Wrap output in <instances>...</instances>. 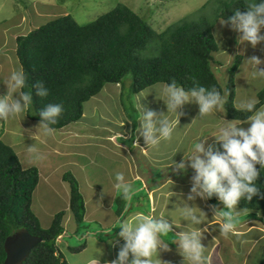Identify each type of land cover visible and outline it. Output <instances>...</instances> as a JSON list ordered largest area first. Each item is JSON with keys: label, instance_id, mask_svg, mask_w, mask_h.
Wrapping results in <instances>:
<instances>
[{"label": "crops", "instance_id": "crops-1", "mask_svg": "<svg viewBox=\"0 0 264 264\" xmlns=\"http://www.w3.org/2000/svg\"><path fill=\"white\" fill-rule=\"evenodd\" d=\"M157 85L160 86L159 89L155 88ZM151 87L153 88L149 89ZM119 94L118 84L103 85L96 95L82 104L79 120L58 130L48 129L42 123L28 119L25 113L20 112L16 116L14 112V116H10L8 112L5 116V126L0 134L1 142L12 149L22 170L35 168L37 171V182L30 197L31 213L44 229L49 226L54 214L61 211L64 213L61 219L63 232L55 240L58 252L60 253L62 244L63 249H68L64 241L65 221L72 222L71 233L75 234L76 230L68 210L69 184L63 179V176L69 174L76 182L83 202V223L92 221L96 226L95 230L85 228L87 230L84 234L89 236V240L96 241L93 247H88L85 239L84 247L78 251L86 252L82 264H92V261L112 264L117 261L119 252L125 245V239L120 235L122 227L127 224L135 229L145 218L166 223L170 227L166 234L157 233V247L151 257L140 258L149 259L151 264H252L250 253L254 250H257V264L264 260V256L261 257L264 254V218L258 212L240 210L233 206L226 221L220 215V210L225 206L220 198L212 197L215 201L212 203L208 199L210 196L199 194V188L196 193L191 191L193 176L189 175L190 166V171H186V178L181 179L169 172L176 168V163L187 155L186 152L174 160L169 158L170 151L162 147L154 162L147 163L143 160L135 166L131 163L133 154L137 158L144 157L150 145H153L143 135L144 116L148 112L155 113L151 121L154 125L152 138L157 141L159 138L163 139L158 129L164 126L171 128L170 135L176 142L179 133L183 136L188 129L183 118L185 110L180 114L179 106L174 109L168 107V87L156 84L136 94L133 110H138L140 114L134 120L127 113L123 115L125 110L119 106ZM17 96L21 106L24 100L20 93ZM16 99L13 95L12 100ZM145 100L148 102H144ZM187 101L194 105L196 98L190 97ZM8 102L12 103L11 99ZM260 111H264V105L253 115ZM222 115L218 118L214 132L206 133L207 136L198 140L202 145L209 143L205 153L209 150L208 147L212 149L220 144L217 137L221 130H227L228 125L235 123L237 129L245 131L251 126L249 119L233 121ZM135 120L137 122L133 125ZM175 131L177 132L174 133ZM130 147L135 151L132 155ZM192 154L194 148L191 149L190 156ZM124 158H128V162ZM163 170L168 175H162ZM118 174L123 175L122 180L116 179ZM137 183L139 187H133ZM127 185L131 186L127 189L129 200L132 197L136 200L128 202L120 215V212L117 213L112 208L117 195L125 193L122 187ZM139 194H144L146 211L138 210ZM170 197L176 199L175 206H183V210H186V204L191 203V208L184 215H176L173 213L175 211L168 212L166 209L169 207ZM248 214L253 218L234 224ZM226 223H231L233 227L225 231ZM73 228L75 230L72 232ZM109 230L113 236L104 239L110 233ZM182 234L198 243L199 259H194L192 252H186L182 248ZM98 235L103 239L97 238ZM105 241H111L110 247L104 246ZM103 247L107 253L100 259L98 256ZM132 259L133 255L129 253L123 264H131Z\"/></svg>", "mask_w": 264, "mask_h": 264}, {"label": "trees", "instance_id": "trees-1", "mask_svg": "<svg viewBox=\"0 0 264 264\" xmlns=\"http://www.w3.org/2000/svg\"><path fill=\"white\" fill-rule=\"evenodd\" d=\"M214 2L216 7L210 19L200 12L196 21L180 20L159 33L128 7L116 4L82 26L65 14L24 36H17L14 55L24 76V86L19 87V92L21 97L23 94L30 97V101H24L25 115L48 129L58 130L79 120L82 104L105 84H118L119 97L123 98L124 91L128 99L150 86L162 84L169 88L175 83L186 94L199 92L200 88L205 89V95L214 91L222 101L226 119H248L264 105V87L256 92L251 112L247 107H234L233 74L240 58L233 56L232 64L226 69V82L221 87L215 77L218 70L212 67L215 62L212 55L218 51L212 29L218 19L231 26L230 20L237 12L244 14L251 6L264 4V0ZM204 8L205 4L200 10ZM127 77L129 82L125 84ZM57 105L61 111L56 116L45 118L41 115L49 106ZM212 151L213 154L222 152L221 144L214 146ZM254 168L258 173L253 181L256 193L251 199L245 193L234 206L258 212L264 218V167L256 163ZM63 179L69 184L68 210L77 235L85 229L83 202L74 179L69 174ZM36 182V169L22 170L12 149L0 140V264L5 258L4 240L19 231L40 240L20 264H67L55 245L63 232L64 213L54 214L49 226L41 229L30 211V197ZM212 197L219 198L217 193H212L208 197L212 203ZM116 211L120 212L118 208ZM82 248L80 245L70 251L76 253ZM258 264H264V260Z\"/></svg>", "mask_w": 264, "mask_h": 264}, {"label": "rangeland", "instance_id": "rangeland-1", "mask_svg": "<svg viewBox=\"0 0 264 264\" xmlns=\"http://www.w3.org/2000/svg\"><path fill=\"white\" fill-rule=\"evenodd\" d=\"M209 3L206 5V2ZM217 1L218 0H214ZM212 0H0V99H4L7 103V100L11 99L12 103H7L9 106V115L14 116L13 110H11V106L15 101L19 102L18 87H15V82L11 79L12 74L14 72H20L19 65L16 61L14 50L15 44L14 40L17 36H24L32 29L46 23L47 21L69 14L76 24L82 26L85 25L92 20H94L99 15L108 12L112 9L116 4H123L128 7L132 12L137 14L142 20L146 21L150 24L151 28L159 33L164 30L167 26L174 24L178 21L183 20H192L196 21L198 16L203 13L208 19L211 18V11L216 7V3ZM225 1V0H220ZM212 3L215 4L212 7ZM205 4V8H200ZM200 10V11H199ZM201 12V13H200ZM212 35L218 46V51L212 55L214 64H212L213 68H216L218 72L215 73L216 80L218 84L223 87L226 82V69L232 64L234 60V55H238L240 58L239 65L236 69V72L233 74V85L235 87V96L233 105L236 109H242L247 107L249 103H253L255 101V94L259 89H262L264 86V40H260L255 46H253L248 41L242 40L243 33L236 29L235 25H231L227 27L223 21L220 19L216 20L212 29ZM259 35L264 37V30L260 28ZM150 55V54H148ZM253 58H256L260 61V63H255ZM125 84H128L129 77L124 80ZM159 85L155 88L159 89ZM153 87L149 88L152 89ZM148 89V88H146ZM157 90V89H156ZM151 90H149L150 92ZM155 91V90H152ZM18 92V93H17ZM13 95L17 97L16 100H12ZM188 95V99L193 97L190 94ZM122 99L119 97L120 104L119 106L123 107L125 111H123V115L125 113L131 116L134 120L136 117L139 118V111L133 110L135 108V95H131L127 98V95L123 91ZM196 98V97H194ZM148 102V101H144ZM151 105H154L151 103ZM192 107V108H191ZM26 104L22 101L21 105V113H25ZM180 114H182V110H185V115L183 118L186 121V126L188 129L185 134L182 136L179 133V137L177 136V142L173 140L170 135L168 138H163L158 140V143L154 145H150L147 150V155L144 157L139 156L138 158L133 154L131 163L133 166L136 163L140 164L141 161L145 160L147 163L154 162L158 157V153L160 148H164L167 151H170L169 158L177 160L176 158L181 155V153L186 152L187 155H184L178 163H176V168H172L169 172L174 174L177 177L186 178L188 177L186 171H190V176H195L194 170L190 167L188 169L189 162L187 157L191 154V149L194 148V145L198 143L199 138L207 136L206 133L214 132L218 118L221 113H223L221 103L218 104L214 109H212L209 113L201 115L200 113V105L196 101L193 104H189L188 101L179 105ZM113 111V110H111ZM7 112V113H8ZM20 112H15L16 116H19ZM193 113V115H192ZM138 115V116H137ZM192 115V117H191ZM6 116V115H5ZM5 116L0 117V134L2 129L5 126ZM21 116V114H20ZM223 116V115H222ZM224 117V116H223ZM29 119V118H28ZM136 120L133 125L136 124ZM42 125V124H38ZM224 125V124H223ZM248 126V125H246ZM175 131L174 133H176ZM1 136V135H0ZM195 137V139H194ZM208 142L203 144L204 151H206V145ZM190 146H193L190 148ZM209 149V147H208ZM129 150V149H128ZM130 154L132 155L134 148L130 147ZM203 158V157H202ZM184 161L185 167L183 170L178 169L177 165ZM125 162H128V158H124ZM174 167V166H173ZM154 172V169L151 170ZM162 175H168L166 170L162 171ZM189 176V177H190ZM131 186H123L122 190L125 188H130ZM133 187H139L138 183L134 184ZM132 191V190H129ZM129 193V192H128ZM128 193H121L117 195L119 200L115 202L112 210L116 211L117 208L121 213L125 210L126 204L128 202H132L135 197H132L130 200L128 198ZM208 196V195H207ZM139 197V207L138 210L146 211V201L143 199L144 194L137 195ZM176 200L174 197H170L168 200L169 207L166 209L168 212H173L174 214H185L190 208L191 203H187L188 209L183 210V206L181 208L175 206ZM215 202V201H213ZM117 207V208H116ZM194 208H192L193 210ZM216 209V207H215ZM165 210V211H166ZM118 213V211H116ZM216 212V210H215ZM220 215L227 221L228 215L231 214L230 208L224 206L222 210H220ZM253 217L248 214L244 218H240L235 221L234 224L238 225L243 220L252 219ZM243 221V222H244ZM40 228L44 229L41 224ZM64 233L65 236V245L68 247L67 250L60 249V253L62 254L63 259L67 264H82V261L85 259L86 252H76L73 253L70 251V248H74L80 245L84 247L85 245L88 247H93L94 242L89 240V236L84 234L85 230H81L77 235L70 232L72 228V222L65 221L64 223ZM83 227H87L88 229L95 230V223L85 222L83 223ZM80 229V228H78ZM75 230L73 228L72 232ZM110 232V230H109ZM113 233H108V237H112ZM103 239V237H98ZM111 241H105L104 246L110 247ZM262 250V249H261ZM252 251V250H251ZM100 259H102L106 253V248L103 247V250H100ZM261 251H259L260 253ZM257 254V250L252 251L250 253L251 263L257 264V258L255 255ZM264 254H261L263 257Z\"/></svg>", "mask_w": 264, "mask_h": 264}, {"label": "clouds", "instance_id": "clouds-1", "mask_svg": "<svg viewBox=\"0 0 264 264\" xmlns=\"http://www.w3.org/2000/svg\"><path fill=\"white\" fill-rule=\"evenodd\" d=\"M230 23L243 33L242 40L255 46L260 40H264V37L259 35L260 28L262 29L264 26V4L253 5L244 14L237 12L231 18ZM253 61L260 63L256 58H253ZM11 79L15 82V87L24 86L22 72H14ZM168 93L170 96L168 107L170 109H174L188 100V95L175 83L168 88ZM191 95L197 98L201 115L209 113L215 106L222 103L217 93L213 91L205 95L203 88H200L199 92L193 91ZM21 98L26 102L30 101L27 94H23ZM253 106L252 103H249L247 110L251 112ZM11 110L20 112V103L15 101ZM8 111V104L4 99H0V117H4ZM60 111L59 105L49 106L41 115L45 118L53 117ZM154 115L155 113L148 112L144 116L145 131L143 133L145 140L150 141L153 145L158 143L156 139L152 138L154 125L151 121ZM248 119L251 126L246 131L237 129L235 123L228 125L227 130H221L217 140L221 144L222 152L217 151L213 154L212 149L209 148L205 153L202 144L194 145V154L188 157L189 166L195 172L191 189L193 193H196L198 188L200 195L211 196L215 192L228 208L233 207L245 193L249 199L256 193L257 189L253 185V181L257 178L258 173L254 165L259 163L264 167V111H260ZM158 131L163 138H168L171 128L164 126ZM184 167L185 164L182 160L177 168L183 170ZM116 179L122 180L123 175L118 174ZM124 190L127 192V188ZM232 227L231 223H226L224 230L227 231ZM169 230L170 227L166 223L155 222L147 218L135 229L125 224L120 232V235L125 239V245L119 252L118 260L113 261L112 264H123L129 253L133 255L131 264H151L149 259L141 260L140 258L151 257L157 247V233L166 234ZM181 246L186 252H192L194 259H199V245L196 241L190 240L187 235L182 234ZM92 264H98V261H92Z\"/></svg>", "mask_w": 264, "mask_h": 264}, {"label": "water", "instance_id": "water-1", "mask_svg": "<svg viewBox=\"0 0 264 264\" xmlns=\"http://www.w3.org/2000/svg\"><path fill=\"white\" fill-rule=\"evenodd\" d=\"M39 241V238L31 237L23 231L14 233L3 242L5 258L2 264H20L26 253Z\"/></svg>", "mask_w": 264, "mask_h": 264}]
</instances>
